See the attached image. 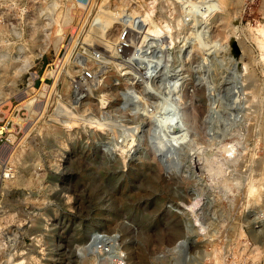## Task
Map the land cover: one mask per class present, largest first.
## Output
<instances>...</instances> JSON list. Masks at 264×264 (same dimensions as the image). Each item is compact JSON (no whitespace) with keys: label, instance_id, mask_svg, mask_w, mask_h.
<instances>
[{"label":"rangeland","instance_id":"obj_1","mask_svg":"<svg viewBox=\"0 0 264 264\" xmlns=\"http://www.w3.org/2000/svg\"><path fill=\"white\" fill-rule=\"evenodd\" d=\"M144 1L0 0V157L15 169L0 229L29 223L31 264H82L95 230L116 232L130 264H203L240 238L261 261L244 209L264 201V0H197L181 11L194 29L164 0L165 27H146L169 37L164 81L134 85V107L119 95L130 79L88 51L111 47L112 10L148 19ZM78 61L94 78L75 94Z\"/></svg>","mask_w":264,"mask_h":264},{"label":"built area","instance_id":"obj_2","mask_svg":"<svg viewBox=\"0 0 264 264\" xmlns=\"http://www.w3.org/2000/svg\"><path fill=\"white\" fill-rule=\"evenodd\" d=\"M197 3V0H182L178 5H175V11L172 12V15H180L184 24L194 23L196 16L193 13L181 11L197 8ZM129 8L137 9L141 7L130 5ZM151 9L148 19L134 17L129 9L114 10L115 22L112 27L113 40L111 47L106 51L102 49L88 51L92 63L99 65L102 69L119 70L121 80L124 77L130 79L129 85L123 87L119 95L124 103L133 97V106L139 103L131 89L134 88V85L145 81L147 83H154L156 80L164 81V40H168L169 37H164L163 28L154 36L146 34L149 19L159 25L164 23V0H154ZM191 25L194 29V24ZM160 27L162 26L160 25ZM179 31H171V33L173 35L177 33L179 35L184 34L182 29ZM142 37L145 38L142 39ZM106 57L112 58L114 61L111 62ZM81 62L78 61L77 75L71 80V90L75 94L86 88L94 78L93 69ZM152 108L154 109L153 105L147 107V112H151ZM2 130H4L3 127ZM14 171L13 162L10 159L2 160V157H0V197L2 196L4 183L12 180ZM244 210L245 215L251 212L244 227L251 231V239H254L253 241L258 244V246L254 245L251 251L254 250V247L261 249L259 251L261 261L252 262L249 253L250 248L248 247L250 242L246 238H240L235 242V248L231 251L229 247L222 245L219 249L211 250L221 257L217 263L213 257H210V261L203 264H264V201L251 210L246 208ZM29 228V223L23 221L19 227L7 226L3 227L2 230L0 229V264H15L23 260L34 247L38 246L34 242L35 235L26 233ZM184 244L180 245L179 252L184 251L186 246ZM78 246L80 248L79 251H77V248L75 249L76 255L79 258L88 254L93 255L96 264H130L119 235L114 231L95 230L89 235L85 243ZM184 258L187 257L184 256ZM40 259L44 260L41 253ZM46 260L47 264H52L51 260Z\"/></svg>","mask_w":264,"mask_h":264},{"label":"bare ground","instance_id":"obj_3","mask_svg":"<svg viewBox=\"0 0 264 264\" xmlns=\"http://www.w3.org/2000/svg\"><path fill=\"white\" fill-rule=\"evenodd\" d=\"M130 1V0H129ZM130 7V4H128L127 3V5L126 6H124V8L122 7V8H120V9H115L116 11H119V10H124V9H129V12L134 16V17H136L135 15L137 14V13H139V14H141V13H143V10H142V7L141 8H137V9H132V8H129ZM113 12H112V17H113V19L115 18V14H114V10H112ZM151 21L152 22H154L152 19L151 20H149V22L151 23ZM114 22H115V20H114ZM160 25H162V26H164L165 27V20H164V23H160ZM165 33V32H164ZM146 34L147 35H149L148 34V32H147V30H146ZM263 35H264V32H263ZM150 36H152V35H150ZM143 38V37H142ZM145 38V37H144ZM143 38V39H144ZM261 46H262V43H261ZM24 155V154H23ZM23 182V177H18V179H17V183H22ZM253 189H249V196L250 195H252L253 196ZM241 235V234H240ZM79 246L77 247V251H79ZM254 249V248H253ZM255 249H256V247H255ZM213 252H215V251H211V252H209V253H204V254H210V253H213ZM216 253V252H215ZM254 253V252H253ZM252 253V254H253ZM258 253V252H257ZM252 254H251V256H252ZM210 257L212 256V255H209ZM218 256V259H217V257L214 255V256H212L213 257V259H214V261L217 263L218 261H219V259L221 258L219 255H217ZM211 257V258H212ZM84 260L82 261V264H88V262H89V260L91 259V258H94L93 257V255H91V256H83L82 257ZM35 258H30V260H34ZM95 259V258H94ZM29 261V258H26V259H24V260H20V261H18V262H16L15 264H31V263H29L28 262ZM94 264V263H93ZM95 264H96V262H95Z\"/></svg>","mask_w":264,"mask_h":264}]
</instances>
